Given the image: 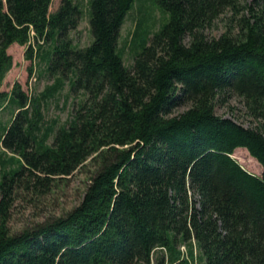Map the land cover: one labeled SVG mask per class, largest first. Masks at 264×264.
<instances>
[{"label": "trees", "instance_id": "1", "mask_svg": "<svg viewBox=\"0 0 264 264\" xmlns=\"http://www.w3.org/2000/svg\"><path fill=\"white\" fill-rule=\"evenodd\" d=\"M156 1L169 20L128 67L119 38L136 0H90L86 47L71 36L83 13L73 0L54 12L53 0H0V83L10 46L34 38L51 43L41 59L56 82L43 96L67 78L88 95L66 125L44 130L42 102L15 84L19 114L0 126V264H192L194 243L201 264H264V0ZM228 11V29L210 38L206 29ZM35 53L31 45L26 58ZM230 94L255 126L218 114ZM239 147L262 175L233 156ZM7 150L20 156L10 169ZM89 158L95 169L78 206L11 231L19 185L44 192Z\"/></svg>", "mask_w": 264, "mask_h": 264}, {"label": "rangeland", "instance_id": "2", "mask_svg": "<svg viewBox=\"0 0 264 264\" xmlns=\"http://www.w3.org/2000/svg\"><path fill=\"white\" fill-rule=\"evenodd\" d=\"M73 1L80 5L83 13L77 28L71 31V36L77 47H86L94 39L90 23V0ZM60 4L61 0H53L50 12L56 11ZM230 15L231 12L229 11L223 14L212 27L206 29V34L210 38L219 37L228 29ZM168 20L169 14L162 10L156 0H136L122 25L119 38V50L128 67L134 65L136 54L142 49V40L146 39L149 44L154 33L159 31ZM41 44L43 46L39 48L37 41L32 38L31 44L13 43L8 49L14 60L12 68L0 83V126L9 125L14 116L19 114L18 105L10 102L11 93L16 83H21L23 90L28 93L30 99L38 97L42 102V126L44 130L49 127H54L57 130L59 127L66 125L80 103L87 99L88 95L85 91L73 92L71 90L69 78L66 79L65 87L61 91L48 97L43 96L45 92L47 93L48 87L56 82V78L49 75L47 71L48 62L41 59L42 55L50 49L51 43H43V40H41ZM31 45L35 47L36 53L33 58L29 59L26 58V52ZM2 93L6 95L2 97ZM189 106V103H185L175 107L174 114L183 112ZM217 112L245 126L256 125L247 113L244 100L235 94H230L226 100L218 102ZM52 141L53 137L51 138ZM5 153L4 158L8 160L7 169H10L15 166L14 162L10 160L11 157L19 158L20 156L9 150ZM233 156L248 171L262 175V164L247 148H237ZM94 169L92 158H89L73 173L53 178L50 187L44 192L25 189L24 185H19L14 194L10 210L9 227L11 231L13 233L22 232L49 219L66 215L84 199ZM180 248L184 257L191 258L188 243L181 244ZM194 251L196 258L195 260L191 259L192 264H201V251L195 246V243ZM158 252L159 250L155 252L154 260Z\"/></svg>", "mask_w": 264, "mask_h": 264}, {"label": "built area", "instance_id": "3", "mask_svg": "<svg viewBox=\"0 0 264 264\" xmlns=\"http://www.w3.org/2000/svg\"><path fill=\"white\" fill-rule=\"evenodd\" d=\"M32 34L34 35V34H35V32H34V31H32ZM29 44H31V42H30Z\"/></svg>", "mask_w": 264, "mask_h": 264}, {"label": "bare ground", "instance_id": "4", "mask_svg": "<svg viewBox=\"0 0 264 264\" xmlns=\"http://www.w3.org/2000/svg\"><path fill=\"white\" fill-rule=\"evenodd\" d=\"M138 31V30H137ZM144 32V31H143ZM139 33V32H138ZM141 33V32H140ZM146 34V33H145ZM43 46V45H42ZM50 56H51V54H50ZM50 58V57H49ZM50 60V59H49Z\"/></svg>", "mask_w": 264, "mask_h": 264}]
</instances>
